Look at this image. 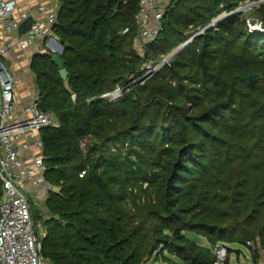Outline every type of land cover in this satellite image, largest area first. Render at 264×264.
<instances>
[{"label": "trees", "instance_id": "trees-1", "mask_svg": "<svg viewBox=\"0 0 264 264\" xmlns=\"http://www.w3.org/2000/svg\"><path fill=\"white\" fill-rule=\"evenodd\" d=\"M241 1L174 0L144 58L158 59ZM140 8L141 0H59L54 30L68 78L54 51L32 57L40 107L58 123L41 132L46 175L57 187L45 212H33L45 228L43 257L51 264H146L154 256L213 264L212 247L191 231L230 253L243 251L232 243L247 246L259 264L264 32L251 31L244 14L221 18L149 80L102 98L141 71ZM260 11L264 18V4ZM254 73L262 77L252 80Z\"/></svg>", "mask_w": 264, "mask_h": 264}, {"label": "built area", "instance_id": "built-area-1", "mask_svg": "<svg viewBox=\"0 0 264 264\" xmlns=\"http://www.w3.org/2000/svg\"><path fill=\"white\" fill-rule=\"evenodd\" d=\"M173 1L141 0L136 16L139 28L135 47L142 55L146 46L164 30L162 19ZM263 3L264 0H242L231 11H224L209 25L200 27L160 59L146 60L129 84L117 85L101 97L115 100L133 85L143 84L158 70L170 65L177 52L207 28L215 26L219 19L248 13ZM58 10L59 0H40L35 9L23 8L20 0H0V264H45L43 234H40L43 223L34 219L33 212L34 208L39 209L42 203L45 204L50 193L57 189L46 175L41 132L43 128L58 123L53 113L40 107L35 77L30 79L31 82L22 79L15 63L21 58L30 59L35 52L47 51L44 47L58 51L60 41L54 30ZM30 16L33 17L31 27L20 35L21 24ZM246 17L251 31L264 32V20ZM128 31L129 27H126L123 33ZM27 73L28 76L30 73L34 75L32 70ZM91 137L88 134L81 140L84 152H87ZM85 173L83 169L80 175ZM248 244L255 246L252 241ZM212 249L215 255L213 264H224L230 255L228 246L215 242Z\"/></svg>", "mask_w": 264, "mask_h": 264}, {"label": "rangeland", "instance_id": "rangeland-1", "mask_svg": "<svg viewBox=\"0 0 264 264\" xmlns=\"http://www.w3.org/2000/svg\"><path fill=\"white\" fill-rule=\"evenodd\" d=\"M263 4H261L259 7H255L253 10L249 11L248 13H245L244 15H246V16L254 19V20L255 19L259 20V21L260 20H264V18L262 17L261 11H260V8L262 7ZM44 48H46L47 50H51L52 51V49H49L48 47H44ZM38 52H45V49L42 50V51H38ZM35 53H37V52H35ZM33 55H31L30 59L29 58H25V59L21 58V59H23V61H21V59H20L19 62L15 63L16 64V68H17V73L22 79L26 78V79L29 80V79H32L33 76H34L31 73L28 76V73H27L28 70H32L30 68H31V60H32ZM144 55L145 54L143 53V55H142L143 58L145 57ZM162 55L163 54H161L158 59H160L162 57ZM150 59H152V58H150ZM146 60H149V59L144 58V61H143L142 65H141V68L144 65V62H146ZM155 60H157V59H155ZM23 85H25V84H22V86ZM38 210L40 212L44 213L45 210H46L45 204L42 203L41 207ZM44 233H45V228H44V225H43V228H42V231H40V234H44ZM187 235L189 237L193 238L194 240H196L198 242V244L207 245L209 247H212V243H210L207 240V238L204 237L203 235H199V234H196V233L191 232V231H188ZM231 246H233L235 248H242V250H243L242 253H237V252L230 253L229 258H230L231 264H254L253 263V258L251 257V250H250L249 247L244 246V245H240L238 243H236V244L232 243ZM44 262H45V264H51L46 259H45ZM146 264H173V263L164 260V258H162V257L154 256ZM259 264H264V252L262 253V256L260 258Z\"/></svg>", "mask_w": 264, "mask_h": 264}, {"label": "water", "instance_id": "water-1", "mask_svg": "<svg viewBox=\"0 0 264 264\" xmlns=\"http://www.w3.org/2000/svg\"><path fill=\"white\" fill-rule=\"evenodd\" d=\"M33 23V17L30 16L28 17L26 20L23 21V23L20 26V35H22L23 33H25L32 25ZM64 50V46L63 43L60 42V44L58 45V51H56L53 55V61L58 65V67L60 68V74L63 78L67 79L68 78V74L69 71L65 66V60L63 59V57L61 56V53ZM262 77L261 73H254L250 76V78L252 80H257L258 78ZM73 99L76 101L77 100V94L73 95Z\"/></svg>", "mask_w": 264, "mask_h": 264}, {"label": "crops", "instance_id": "crops-1", "mask_svg": "<svg viewBox=\"0 0 264 264\" xmlns=\"http://www.w3.org/2000/svg\"><path fill=\"white\" fill-rule=\"evenodd\" d=\"M39 1L40 0H20L21 6L23 8L26 7V8H32V9H35L37 7V4L39 3ZM21 61H23V59H21ZM28 82H31V80Z\"/></svg>", "mask_w": 264, "mask_h": 264}]
</instances>
